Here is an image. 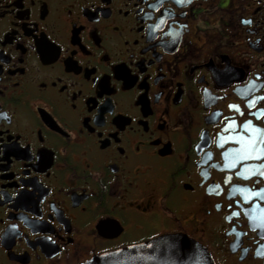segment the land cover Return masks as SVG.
I'll return each instance as SVG.
<instances>
[{
  "label": "flooded vegetation",
  "instance_id": "1",
  "mask_svg": "<svg viewBox=\"0 0 264 264\" xmlns=\"http://www.w3.org/2000/svg\"><path fill=\"white\" fill-rule=\"evenodd\" d=\"M165 235L264 264V0H0V264Z\"/></svg>",
  "mask_w": 264,
  "mask_h": 264
},
{
  "label": "water",
  "instance_id": "2",
  "mask_svg": "<svg viewBox=\"0 0 264 264\" xmlns=\"http://www.w3.org/2000/svg\"><path fill=\"white\" fill-rule=\"evenodd\" d=\"M86 264H215L206 248L182 235H165L147 243L96 257Z\"/></svg>",
  "mask_w": 264,
  "mask_h": 264
},
{
  "label": "snow or ice",
  "instance_id": "3",
  "mask_svg": "<svg viewBox=\"0 0 264 264\" xmlns=\"http://www.w3.org/2000/svg\"><path fill=\"white\" fill-rule=\"evenodd\" d=\"M256 143H257L256 140L249 139V141L247 142L245 147H246L247 150L251 151V150H253L252 146L255 145Z\"/></svg>",
  "mask_w": 264,
  "mask_h": 264
}]
</instances>
